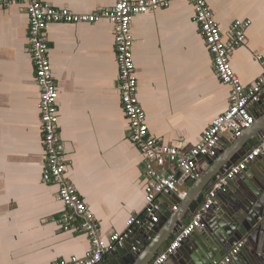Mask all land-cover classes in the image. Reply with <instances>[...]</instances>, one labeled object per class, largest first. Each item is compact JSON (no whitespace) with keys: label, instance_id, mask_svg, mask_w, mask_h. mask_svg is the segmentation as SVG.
Segmentation results:
<instances>
[{"label":"crops","instance_id":"obj_1","mask_svg":"<svg viewBox=\"0 0 264 264\" xmlns=\"http://www.w3.org/2000/svg\"><path fill=\"white\" fill-rule=\"evenodd\" d=\"M43 2L83 13L110 7L114 0ZM207 2L224 37L234 21L250 20L244 43L229 56L240 83L248 87L262 72L255 57L264 59V0ZM27 28L25 3L0 6V264L69 263L72 257L84 256L89 238L57 223L64 205L56 196L57 187L42 178L45 153L39 89L28 51ZM131 30L137 94L149 133L164 144L188 149L199 141L213 117L226 111L230 92V86L222 83L213 69L193 6L173 0L168 7L136 15ZM45 34L58 90L65 174L93 213L100 237L106 239L112 232H123L127 220L141 215L145 203L143 159L129 139L116 86L113 28L106 20L54 23L46 27ZM254 111L259 116L263 113L260 106ZM233 140L231 134H225L220 148ZM197 165L205 166V161ZM263 168L261 153L246 169H251V178L242 172L244 179H231L220 203L232 208L238 205V184L249 181L255 185L254 177ZM191 182L180 178L178 192L185 193ZM159 201L160 209L167 210L173 200L162 195ZM218 211L220 207L214 208L208 219L221 222ZM243 211L246 222L255 218L249 210ZM140 228L133 226L132 241L143 238ZM216 228L223 229L221 225ZM194 234L206 241L197 230ZM247 236H240L244 239L242 248L252 253L260 236ZM190 260H204L195 241L179 247L162 264H187ZM112 261L113 252L106 254L103 264Z\"/></svg>","mask_w":264,"mask_h":264},{"label":"built area","instance_id":"obj_2","mask_svg":"<svg viewBox=\"0 0 264 264\" xmlns=\"http://www.w3.org/2000/svg\"><path fill=\"white\" fill-rule=\"evenodd\" d=\"M171 1L173 0H114L110 7L81 13L65 7H55L43 0H0V6L25 3L28 16V51L39 89L40 126L45 153L42 178L46 184L57 187L56 196L64 205V212L57 218V223L63 229L83 232L89 238L90 245L83 257H72L69 263L58 260L54 264H103V255L121 248L132 238L134 225L151 230L159 221V198L178 191L180 178L183 181H193L198 176L197 164L206 156L216 155L225 134L229 133L235 139L254 122L251 106L264 94V59L255 57L262 64V72L248 87L240 83L229 62L230 53L244 43V30L250 25V20L234 21L229 27L227 37H224L207 0H183L193 6L194 20L212 55V65L218 79L230 86L228 108L213 117L199 141L188 149L164 144L149 133L146 115L137 94L138 80L133 58L131 23L136 15L168 7ZM100 20L110 22L113 28L118 68L116 86L128 123L129 139L143 159L145 202L141 215L130 217L123 232H112L106 239L100 237V229L93 213L65 174L67 159L59 127L58 90L52 74L45 34V29L50 24H94ZM263 152L264 136L240 161L217 177L195 216L179 230L151 264H162L169 255L176 252L183 240L202 226L200 213L213 204L217 191L227 186L231 179L241 174ZM183 194L178 193L180 197ZM172 209H176V206L173 205ZM140 243L141 239L131 240V250L137 252ZM243 245L244 239L234 241L228 254L213 264L228 263Z\"/></svg>","mask_w":264,"mask_h":264},{"label":"water","instance_id":"obj_3","mask_svg":"<svg viewBox=\"0 0 264 264\" xmlns=\"http://www.w3.org/2000/svg\"><path fill=\"white\" fill-rule=\"evenodd\" d=\"M257 106H260L263 112L260 116L254 111ZM251 107V113L254 117L253 124L244 129L226 148H218L215 156L204 157L205 166L196 167L198 176L191 182L183 197L178 195V191L166 194V197L173 200L172 204L167 210L160 209L159 221L151 230L140 228L143 238L138 246L139 250L137 252L131 250V240L129 239L121 248L113 251L114 261L111 264H151L152 260L162 252L163 246H166L179 230L195 216L197 210L205 201L207 193L217 181V177L240 161L264 136V94ZM246 169L243 173L246 177L251 178L250 173H248L251 169L248 172ZM238 177L244 179L242 173ZM254 178L255 185L249 181H243L245 185L238 184L236 193L240 201L238 205H233L235 210L231 206L221 204L219 201L221 193L227 190V186L217 191L213 204L200 213L202 226L197 231L202 237L206 238V241L199 240L198 236L193 233L186 237L180 246L183 247L190 241L192 243L195 241L204 260L197 263L190 260L187 264H213L219 262L228 254L227 248L230 240L237 238L234 239L236 241L242 239L240 236L245 235L260 236L257 241L258 248H255L252 253L247 252V248H241L240 253L233 256L232 260L226 264H264V168ZM173 205L176 206V209L171 211L170 208ZM216 207H220L218 215L222 217L219 223L210 218L208 219V215ZM242 209L249 210L255 218L250 219L249 223L246 222L243 218L245 214ZM241 211H243L242 215ZM217 225H221L223 229L217 230ZM148 240L150 241L148 242ZM174 253L169 257H172ZM105 257L106 255H103L102 261Z\"/></svg>","mask_w":264,"mask_h":264},{"label":"clouds","instance_id":"obj_4","mask_svg":"<svg viewBox=\"0 0 264 264\" xmlns=\"http://www.w3.org/2000/svg\"><path fill=\"white\" fill-rule=\"evenodd\" d=\"M193 234V233H192Z\"/></svg>","mask_w":264,"mask_h":264},{"label":"trees","instance_id":"obj_5","mask_svg":"<svg viewBox=\"0 0 264 264\" xmlns=\"http://www.w3.org/2000/svg\"><path fill=\"white\" fill-rule=\"evenodd\" d=\"M165 247V246H164Z\"/></svg>","mask_w":264,"mask_h":264}]
</instances>
